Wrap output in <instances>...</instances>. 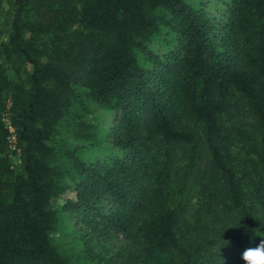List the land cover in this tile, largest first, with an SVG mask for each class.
Masks as SVG:
<instances>
[{
	"label": "trees",
	"instance_id": "obj_1",
	"mask_svg": "<svg viewBox=\"0 0 264 264\" xmlns=\"http://www.w3.org/2000/svg\"><path fill=\"white\" fill-rule=\"evenodd\" d=\"M0 16V264L264 250V0H0Z\"/></svg>",
	"mask_w": 264,
	"mask_h": 264
},
{
	"label": "clouds",
	"instance_id": "obj_2",
	"mask_svg": "<svg viewBox=\"0 0 264 264\" xmlns=\"http://www.w3.org/2000/svg\"><path fill=\"white\" fill-rule=\"evenodd\" d=\"M242 255L248 261V264H264V250H261L259 247L246 250Z\"/></svg>",
	"mask_w": 264,
	"mask_h": 264
},
{
	"label": "built area",
	"instance_id": "obj_3",
	"mask_svg": "<svg viewBox=\"0 0 264 264\" xmlns=\"http://www.w3.org/2000/svg\"><path fill=\"white\" fill-rule=\"evenodd\" d=\"M11 131H12V129H11ZM10 139H11V143H14V141H15L14 135H12ZM12 147H14V146H12Z\"/></svg>",
	"mask_w": 264,
	"mask_h": 264
},
{
	"label": "rangeland",
	"instance_id": "obj_4",
	"mask_svg": "<svg viewBox=\"0 0 264 264\" xmlns=\"http://www.w3.org/2000/svg\"><path fill=\"white\" fill-rule=\"evenodd\" d=\"M2 20H3V19H2V16H0V25H1ZM13 148H14V147H12V149H13Z\"/></svg>",
	"mask_w": 264,
	"mask_h": 264
}]
</instances>
